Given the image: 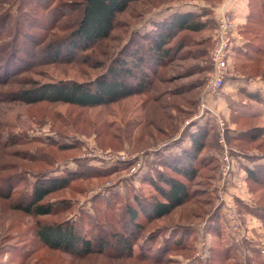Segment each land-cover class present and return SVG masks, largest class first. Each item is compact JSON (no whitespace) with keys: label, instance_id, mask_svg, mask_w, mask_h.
<instances>
[{"label":"rangeland","instance_id":"1","mask_svg":"<svg viewBox=\"0 0 264 264\" xmlns=\"http://www.w3.org/2000/svg\"><path fill=\"white\" fill-rule=\"evenodd\" d=\"M82 1L0 0V65L4 54L18 52L22 46L27 49V55H22L25 64L4 75L0 72V147H5L2 162L8 166L0 182V264H155L115 259L110 253L78 258L51 251L37 240V224L71 220L79 222L84 232L93 224L105 226L103 233L118 230L134 196L158 199L147 179L162 170L159 155L187 147L188 132L204 124L214 130V138H208L202 156L213 157L215 164L205 166L190 185L189 201L150 223L143 237L177 227L190 232L175 252L165 255L164 261L170 259L160 264H264V223L256 213L264 209V187L247 181L245 171L264 164V58L252 62L235 55L230 64L233 76L206 96L205 86L213 73L210 53L216 9L222 2L136 0L117 16L108 39L76 51L67 42ZM202 9L211 11L213 30L179 33L175 46L178 42L183 48L176 47L173 59L157 69L147 94L93 108L26 105L10 95L34 82L92 81L126 46L134 47L133 41L147 46L140 36L150 32L155 22L174 11ZM59 42L62 56L48 57L49 45ZM252 42L264 48V42ZM202 103L209 111L202 109ZM216 117L223 122L222 143ZM43 169L53 176L80 173L79 179L47 198L61 209L48 217L12 209L11 201L4 198L10 187L18 192L12 199L29 195ZM231 212L239 225L236 230L228 216ZM139 244L150 255L157 248L140 239L134 253L139 252Z\"/></svg>","mask_w":264,"mask_h":264},{"label":"trees","instance_id":"2","mask_svg":"<svg viewBox=\"0 0 264 264\" xmlns=\"http://www.w3.org/2000/svg\"><path fill=\"white\" fill-rule=\"evenodd\" d=\"M134 1L136 0H83L79 17L70 29L67 43L70 42L73 46L72 50L82 51L108 39L114 29L117 16L125 12ZM223 1L219 0V2ZM247 9L245 23L238 28V34L244 41L239 48L240 54L252 62H260L264 58V48L253 46L255 44L252 39L255 42H264V0H252V2L248 0ZM214 24L210 10L174 11L168 18L155 22L150 32L141 34L140 37L147 46L137 45L133 41L135 46H126L112 60L105 73L94 80L86 83L34 82L29 87L21 88L10 95L14 101L26 105L60 103L80 108H93L111 105L134 95L147 94L155 84L157 69L173 59L176 47L177 50L183 48V44L178 42L175 46V37L183 32L190 34L210 32ZM61 47L60 42L49 45L48 57L58 60L63 53ZM26 51L27 49L22 46L18 52L1 56L0 72L4 71L2 72L4 75L7 70L11 72L21 67L24 63L22 55H27ZM19 52L21 54H17ZM249 96L254 100L259 99L253 94ZM212 133L214 134V130L208 124L199 126L196 131L188 132L190 142L187 147L177 151L168 149L166 154L159 155L157 164L162 170H155L154 177L147 179L158 199L154 196H134L133 204H128L125 209L123 223L118 230L114 228L116 230H110L111 234L103 233L105 226L93 224V229L84 232L79 222L46 221L37 224L35 232L37 240L51 251L66 253L72 257L85 258L110 253L115 259H139L141 262L152 261L155 264L166 262L170 258H165L164 261L165 255L168 252H175L180 247V240L186 238L185 234L190 232L177 227L169 228L168 231L158 229L156 231L159 232H150L144 237L143 233L150 223L166 217L171 211L187 203L193 195L190 185H193L202 169L215 164L213 157L202 156V152L208 147L207 143L211 141H208V138H214ZM260 135L262 134H258V137ZM1 139L0 131V141ZM4 150L5 147H0V182L5 177L3 172L8 170L7 164L2 162V157L6 156ZM213 169L208 170L211 172ZM245 171L247 181L264 187V164L257 165V168L253 169L246 167ZM79 175V171H65L53 176L50 170L43 169L35 177L29 195L26 193L18 195L14 197L15 201L10 197L18 192L11 186L9 194L4 198L11 201L12 209L21 211L25 215L52 216L55 211L61 209V206L46 202L47 198L52 193L68 187L71 181L80 178ZM256 213L264 223V209ZM175 238L176 240H173ZM140 239L144 245L151 244V247L157 245L156 250L150 255L148 251L141 249L139 244V252L134 253L133 247Z\"/></svg>","mask_w":264,"mask_h":264},{"label":"built area","instance_id":"3","mask_svg":"<svg viewBox=\"0 0 264 264\" xmlns=\"http://www.w3.org/2000/svg\"><path fill=\"white\" fill-rule=\"evenodd\" d=\"M235 0H224L223 3L216 9V27L213 35V46L211 49V61L213 62V73L209 77L205 86L207 95L215 94L219 88L224 85V82L233 76L230 68L232 58L235 56L236 38L239 37L238 25L236 24L231 12L230 5ZM202 109L209 108L202 103ZM219 128V141L223 142V122L216 117ZM124 160V158H122ZM232 220V228L236 230L239 225L236 222L235 213L231 212L228 215Z\"/></svg>","mask_w":264,"mask_h":264},{"label":"crops","instance_id":"4","mask_svg":"<svg viewBox=\"0 0 264 264\" xmlns=\"http://www.w3.org/2000/svg\"><path fill=\"white\" fill-rule=\"evenodd\" d=\"M241 0H235L229 7V11L231 12L236 24L238 25V28L241 27L244 23H245V20H246V16H247V3H246V0H245V3H243L241 5L240 3ZM223 3V2H222ZM221 3V4H222ZM220 4V5H221ZM219 5V6H220ZM243 39L239 36L238 38H236V45L238 47H236V56L237 58L238 57H241L242 55L240 54V49L241 48V45L243 44ZM238 48V49H237ZM240 60L244 59L243 56L242 58H239Z\"/></svg>","mask_w":264,"mask_h":264}]
</instances>
